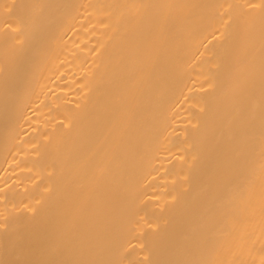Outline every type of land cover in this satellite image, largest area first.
<instances>
[{
  "label": "bare ground",
  "instance_id": "6f19581e",
  "mask_svg": "<svg viewBox=\"0 0 264 264\" xmlns=\"http://www.w3.org/2000/svg\"><path fill=\"white\" fill-rule=\"evenodd\" d=\"M0 264H264V0H0Z\"/></svg>",
  "mask_w": 264,
  "mask_h": 264
}]
</instances>
